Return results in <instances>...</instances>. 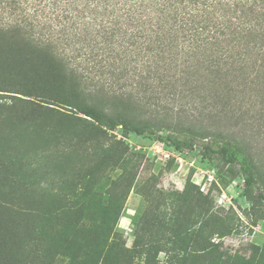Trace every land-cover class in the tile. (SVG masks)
Returning <instances> with one entry per match:
<instances>
[{
  "label": "trees",
  "instance_id": "trees-1",
  "mask_svg": "<svg viewBox=\"0 0 264 264\" xmlns=\"http://www.w3.org/2000/svg\"><path fill=\"white\" fill-rule=\"evenodd\" d=\"M3 13L14 19L0 26V90L26 97L44 114L71 113L86 133L166 130V144L177 151L205 142L204 155L216 154L231 178L242 174L243 196L264 220L260 170L229 131L217 129L245 119L239 89L264 77V0H0ZM56 48L72 51L59 55ZM128 51L145 59L142 67H128ZM126 79L128 92L116 87ZM206 82L217 89L209 100ZM65 204L54 219L66 232L69 264L136 254L114 243L116 218H88L86 229L87 207ZM18 205L21 217L33 213ZM24 235L18 230L10 242L14 260L24 258Z\"/></svg>",
  "mask_w": 264,
  "mask_h": 264
},
{
  "label": "rangeland",
  "instance_id": "rangeland-1",
  "mask_svg": "<svg viewBox=\"0 0 264 264\" xmlns=\"http://www.w3.org/2000/svg\"><path fill=\"white\" fill-rule=\"evenodd\" d=\"M13 19L0 14V26ZM124 56L132 61L128 67L143 66L136 52ZM130 84L116 87L128 92ZM216 90L206 82L202 96L209 100ZM12 92L0 90V264L70 263L66 232L54 219L59 202L65 209L83 203L86 229L88 218H116L114 243L136 251L129 260L95 264H264V220L243 196V176L231 178L216 154L204 155L205 142L167 158L160 144L169 131L86 133L71 113L44 114ZM239 92L245 119L217 129L229 131L264 184V77L249 79ZM22 203L33 209L28 217H21ZM18 230L28 246L14 260L10 242Z\"/></svg>",
  "mask_w": 264,
  "mask_h": 264
},
{
  "label": "built area",
  "instance_id": "built-area-1",
  "mask_svg": "<svg viewBox=\"0 0 264 264\" xmlns=\"http://www.w3.org/2000/svg\"><path fill=\"white\" fill-rule=\"evenodd\" d=\"M161 150L164 153V156L169 158L170 156L178 158L181 155L180 151H177L171 147H169L167 144L164 143L160 144Z\"/></svg>",
  "mask_w": 264,
  "mask_h": 264
}]
</instances>
